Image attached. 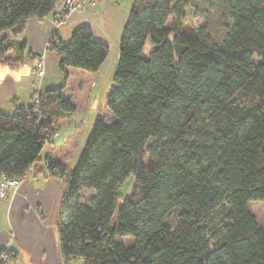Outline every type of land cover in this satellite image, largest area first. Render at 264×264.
<instances>
[{
	"label": "trees",
	"instance_id": "16d2710c",
	"mask_svg": "<svg viewBox=\"0 0 264 264\" xmlns=\"http://www.w3.org/2000/svg\"><path fill=\"white\" fill-rule=\"evenodd\" d=\"M61 1L0 0V66L25 61L26 44L5 33L18 37ZM189 1H135L102 105L114 120H96L73 169L40 155L46 133L87 108L109 54L89 26L68 44L56 31L48 41L61 87L40 107L0 114V179L31 171L63 182L65 264H264V228L249 207L264 201V0H218L223 37L211 20L208 32L166 26ZM82 191L94 192L89 203ZM8 258L0 249V264Z\"/></svg>",
	"mask_w": 264,
	"mask_h": 264
},
{
	"label": "crops",
	"instance_id": "0c3cea01",
	"mask_svg": "<svg viewBox=\"0 0 264 264\" xmlns=\"http://www.w3.org/2000/svg\"><path fill=\"white\" fill-rule=\"evenodd\" d=\"M135 1L101 0L96 7L76 12L63 22H60V8L57 7L55 12L43 21L30 20L25 31L18 37H14V31L5 33L11 40H15L16 44L25 43L26 51L24 63L17 68L0 66V114H12L16 108L32 106V94L26 85L32 72L31 59L45 51L55 31L58 39L68 44L74 31L82 26H89L94 39L109 47L107 59L101 66L91 89L89 108L99 83L106 81L109 84L115 76L120 53L119 40ZM62 84L63 75L59 70L58 56L47 53L43 92L57 89ZM102 93L100 92V96ZM87 109L59 122L57 131L59 138L44 147L40 155L43 166H46L44 159L49 157L61 161L70 170L69 164L77 152L76 130H73V126L79 129L81 114ZM60 130L66 132L62 140ZM74 146L76 148L71 150L70 147L73 149ZM68 154L72 156L66 160ZM63 194V182L56 174L44 173L34 177L30 173L13 198L9 200L0 198L6 203L3 208L7 222L6 229H0V249L9 246L11 235L14 234L10 249L13 259L22 256L28 264H33L32 260L36 264H51L52 261L65 264L57 235Z\"/></svg>",
	"mask_w": 264,
	"mask_h": 264
},
{
	"label": "rangeland",
	"instance_id": "374dc122",
	"mask_svg": "<svg viewBox=\"0 0 264 264\" xmlns=\"http://www.w3.org/2000/svg\"><path fill=\"white\" fill-rule=\"evenodd\" d=\"M96 6L97 5H95L94 7H96ZM58 7L60 8V6H58ZM90 8H93V7H87L86 10L84 9L83 11H79V12L87 11ZM181 8L183 10L182 13L184 14L183 19L180 20L178 16L172 14L168 18L166 26H168L169 28H172V29H176L182 25L186 29L196 28L198 30V32H201L203 30L208 32L209 23H207V22H208V20H211L212 24L217 25V27H214V29L217 31L218 36L223 37L225 35V30H224L223 26L221 27V25H220V16H221V12H222V7H221L220 2L218 0H190L186 6H183ZM74 13H76V12H74ZM60 15H61L60 22H63L66 20V18H68L72 14L69 16H66L64 14H61V12H60ZM46 49H47V45H46L45 51L42 54H39V55H43L45 53V76H44V78L41 82V85H40L42 91H43V88H42L43 82H44L45 77H46V54H47ZM152 49H153L152 45L148 42L146 45V48H145V52L148 53V52L152 51ZM36 57H35V59H36ZM34 60H33V62H34ZM255 60L259 61L257 58H255ZM33 62H32V69H33ZM32 73L33 72H31L30 80L32 79ZM30 80L28 81V83L26 85L32 94L31 88L28 85ZM99 82H100V80H99ZM110 82H111V80H110ZM110 82H109V84L106 81L105 82L101 81L99 83V85L97 86L96 94L91 99V104H90L89 108L87 106V108H88V109L86 108L87 111L82 112V114H81V119H80L81 126L79 127V129H76L73 126V130L74 131L76 130L75 135H76V140H77V148H76V146H74L73 149H72V147H70V149L74 150L76 148L77 152L74 155L73 160L69 164L70 169H73L75 167V165L77 164L79 156L81 155L82 151L84 150L87 139L93 130V127H94L96 120L100 117H102V120L105 123H111L114 120L112 115L102 113V105L104 102V97L106 95V92H107V89L110 85ZM100 92H103L101 96H100ZM89 103H90V100H89ZM56 133H58V132H56ZM65 135H66V132L64 130H60V139L61 140L63 139V137H65ZM58 136H59V133H58ZM152 143L153 142L151 141L149 143L148 147H150L152 145ZM148 155H149L148 152H146L145 161L148 160ZM71 156H72V154H68V156H66V160L71 159ZM30 173H31V171L29 172V174ZM129 192H130V186H127V185L125 187H123L120 191V193L123 195L129 194ZM93 195H94V192L82 191L80 197L85 203H89V201ZM5 204L6 203H4L2 200H0V206H1V209H0V229H6L5 227L7 225L6 212H5V209L3 208V206ZM249 207H250L251 212L257 217L259 227L264 228V201H253L249 204ZM122 241H124L128 245L132 244L131 238H124V239H122ZM25 261L26 260L23 259L22 256L18 257V259L8 258L6 264H28ZM32 262H33V264H36L33 260H32ZM51 264H58V263L56 261H52ZM69 264H84V263L80 259H75V260L70 261Z\"/></svg>",
	"mask_w": 264,
	"mask_h": 264
},
{
	"label": "built area",
	"instance_id": "2783aa9c",
	"mask_svg": "<svg viewBox=\"0 0 264 264\" xmlns=\"http://www.w3.org/2000/svg\"><path fill=\"white\" fill-rule=\"evenodd\" d=\"M100 0H62L60 5V12L66 16L73 14L74 12L86 10L87 7H94ZM32 79L29 82V86L32 91L33 104L40 107L44 102L43 91L41 90V82L45 76V53L43 55H37L33 62ZM58 138V133L47 132L44 139V147L51 144L52 141ZM28 171L22 178L11 179L3 176L0 179V198L11 199L15 196L22 183L29 176ZM14 234L11 235L9 246L4 248L9 251L12 247ZM2 258L6 259L5 253L2 254Z\"/></svg>",
	"mask_w": 264,
	"mask_h": 264
}]
</instances>
